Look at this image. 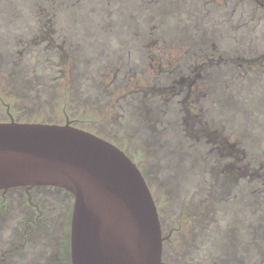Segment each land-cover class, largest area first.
Here are the masks:
<instances>
[{
  "label": "rangeland",
  "instance_id": "rangeland-1",
  "mask_svg": "<svg viewBox=\"0 0 264 264\" xmlns=\"http://www.w3.org/2000/svg\"><path fill=\"white\" fill-rule=\"evenodd\" d=\"M12 119L69 121L128 151L164 233L189 222L164 264H264V0H0ZM47 193L35 232L17 192L0 204V264H69L71 197Z\"/></svg>",
  "mask_w": 264,
  "mask_h": 264
},
{
  "label": "water",
  "instance_id": "water-1",
  "mask_svg": "<svg viewBox=\"0 0 264 264\" xmlns=\"http://www.w3.org/2000/svg\"><path fill=\"white\" fill-rule=\"evenodd\" d=\"M132 155L71 122L0 121V190L73 194L72 264H163L160 215Z\"/></svg>",
  "mask_w": 264,
  "mask_h": 264
},
{
  "label": "flooded vegetation",
  "instance_id": "flooded-vegetation-1",
  "mask_svg": "<svg viewBox=\"0 0 264 264\" xmlns=\"http://www.w3.org/2000/svg\"><path fill=\"white\" fill-rule=\"evenodd\" d=\"M193 73L194 74H199L200 72V68H198V65H196L193 68ZM122 149V148H121ZM138 165V164H137ZM260 177H262L264 179V174H260ZM51 189V191L54 190H61L67 194H70L67 192V190L61 187H57V186H46V185H38V186H32V187H28V186H20V187H13V188H9V189H2L0 190V204L3 205L4 207H9V204L11 202H9V195H11V193L13 194L14 192H17L18 195L15 196L16 199L22 200L25 204V206L29 209V214L30 212L34 213V217L31 218V214H30V218H26L24 220V224L25 226H29L32 227L34 229V232L37 229H41V225H42V221L43 219H47L48 221L52 218L50 215L49 210L51 209V207L53 205V199L55 198V196H51L50 194H48L47 192ZM14 195V194H13ZM72 193L70 194V199H71V204L73 205L72 202ZM11 198V197H10ZM155 198V197H154ZM74 199V197H73ZM167 199V198H166ZM155 202L157 204L158 207V211H159V215H160V221H161V226H162V232H163V246L165 243H171V242H175L177 244V240L176 238H174V233L175 232H181L183 230L184 225L188 224L189 222L185 221L184 219H182L181 223L179 224L178 227H172L169 232L167 234L164 233V224L162 222V214L160 211V205L156 198H155ZM164 202H166L165 197H164ZM167 204V203H164ZM46 210V211H45ZM191 224V223H190ZM47 227L45 225L44 227V231H47ZM67 246V252H69V257L68 255L66 256V258L68 257V261L69 264H72V260H71V249H70V237L68 240V245ZM174 246L172 245L171 249H172V253L174 252ZM162 257H163V253H162ZM164 264V261H163Z\"/></svg>",
  "mask_w": 264,
  "mask_h": 264
},
{
  "label": "trees",
  "instance_id": "trees-1",
  "mask_svg": "<svg viewBox=\"0 0 264 264\" xmlns=\"http://www.w3.org/2000/svg\"><path fill=\"white\" fill-rule=\"evenodd\" d=\"M12 7H13L12 5H5V6H4V10H5V11L13 10ZM25 9H27V8H25ZM15 11H16V12H20V13L22 12L21 9H19V10H16V9H15ZM27 122H33V121H29V120H28ZM64 190H65V189H64ZM67 192L70 193L69 191H67ZM70 194H71V193H70ZM72 202H73V195H72Z\"/></svg>",
  "mask_w": 264,
  "mask_h": 264
}]
</instances>
